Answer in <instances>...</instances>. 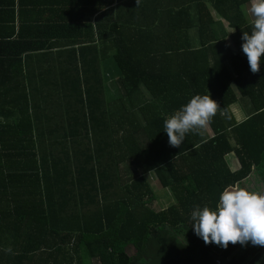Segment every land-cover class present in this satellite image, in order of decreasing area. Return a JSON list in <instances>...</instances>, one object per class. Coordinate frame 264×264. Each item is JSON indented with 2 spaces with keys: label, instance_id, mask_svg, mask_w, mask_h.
<instances>
[{
  "label": "trees",
  "instance_id": "1",
  "mask_svg": "<svg viewBox=\"0 0 264 264\" xmlns=\"http://www.w3.org/2000/svg\"><path fill=\"white\" fill-rule=\"evenodd\" d=\"M249 1L0 0V264H264V246L205 244L190 219L253 170L264 183ZM195 95L218 103L212 134L173 147L163 122ZM150 173L175 204L153 208Z\"/></svg>",
  "mask_w": 264,
  "mask_h": 264
},
{
  "label": "clouds",
  "instance_id": "2",
  "mask_svg": "<svg viewBox=\"0 0 264 264\" xmlns=\"http://www.w3.org/2000/svg\"><path fill=\"white\" fill-rule=\"evenodd\" d=\"M138 2V0H137ZM251 32H243L241 50L250 71L264 63V0H250ZM218 103L210 95H195L163 122L169 145L178 147L188 133L206 129L217 114ZM223 114V112H221ZM191 228L205 244L227 248L229 243L264 246V193L225 188L214 207L196 205L190 212ZM5 252H12L6 248Z\"/></svg>",
  "mask_w": 264,
  "mask_h": 264
},
{
  "label": "crops",
  "instance_id": "3",
  "mask_svg": "<svg viewBox=\"0 0 264 264\" xmlns=\"http://www.w3.org/2000/svg\"><path fill=\"white\" fill-rule=\"evenodd\" d=\"M251 3L250 1L248 3L245 4L244 8V13H245V17L248 21H252V16L249 12ZM213 16L215 18V20L222 22V19L216 15L215 13H213ZM224 24V23H223ZM225 29H227L228 31H231L228 27H226L225 24ZM216 31L221 34L223 32H225L226 30H223V26L221 24H217V29ZM230 42V41H229ZM232 42V43H231ZM230 45L232 48H234V43L231 40ZM235 106V109H234ZM230 109V113L231 115L235 118L236 121L241 122L243 120H245L247 118V116L250 113V104L248 101L240 99L239 101H237L236 103L231 104V106L229 107ZM239 112V114H238ZM237 116V117H236ZM207 132L211 135L212 134V130L209 127V125L206 128ZM227 162L231 168V170L233 172L239 170L241 168V164L239 163L237 157L235 156L234 153H230L226 156ZM257 173L255 172V170H253V172L244 180H242L240 183L234 184V185H230V186H226V188H231V187H235V188H244V184L248 179H251L252 175H255V177ZM255 179V178H254ZM260 178L257 180V183L255 181L254 185H253V191L254 192H260V193H264V183L263 185H261L260 183ZM150 181V180H149ZM248 185H251L250 183H248ZM154 192V200H153V208L157 211L165 209L167 207H169L172 204L176 203V198L173 194L172 191H153ZM245 246H243L244 248Z\"/></svg>",
  "mask_w": 264,
  "mask_h": 264
},
{
  "label": "rangeland",
  "instance_id": "4",
  "mask_svg": "<svg viewBox=\"0 0 264 264\" xmlns=\"http://www.w3.org/2000/svg\"><path fill=\"white\" fill-rule=\"evenodd\" d=\"M103 70H104V72H105V76H107V79L109 80V81H113V82H111V94H114V92L116 91V84H115V82L114 81H116V79L118 78V75H119V73H120V71H119V69H118V67L116 66V64H115V61H114V59L113 58H110L105 64H104V66H103ZM247 101H248V99H246ZM234 109H235V106H234ZM236 110V109H235ZM238 114H239V112H238ZM237 117V116H236ZM232 143L234 144V141L232 140ZM257 175V174H256ZM148 176H149V180H150V183H151V185H152V187H153V189H154V191H170L168 188H163V187H161L158 183H157V181L155 180V177H154V175L153 174H148ZM252 178L251 179H248L245 183H243L244 184V189H247V190H249V191H252V192H254L253 191V185H254V183H255V181H256V183H257V180L259 179V176L257 175L256 177H255V175H252L251 176ZM255 178V179H254ZM248 183H250L251 185H248ZM260 183H261V185H263V181L262 180H260ZM264 189V188H263ZM246 247V246H245ZM129 252H130V254H134V251L133 250H129ZM222 264H223V261H222Z\"/></svg>",
  "mask_w": 264,
  "mask_h": 264
},
{
  "label": "built area",
  "instance_id": "5",
  "mask_svg": "<svg viewBox=\"0 0 264 264\" xmlns=\"http://www.w3.org/2000/svg\"><path fill=\"white\" fill-rule=\"evenodd\" d=\"M216 264H222V261L220 259H217Z\"/></svg>",
  "mask_w": 264,
  "mask_h": 264
}]
</instances>
